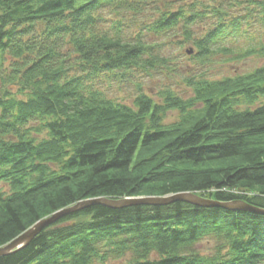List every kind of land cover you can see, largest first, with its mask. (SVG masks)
Returning a JSON list of instances; mask_svg holds the SVG:
<instances>
[{"label": "trees", "instance_id": "obj_1", "mask_svg": "<svg viewBox=\"0 0 264 264\" xmlns=\"http://www.w3.org/2000/svg\"><path fill=\"white\" fill-rule=\"evenodd\" d=\"M182 1L0 0V248L99 199L192 193L264 210V67L221 79L195 69L183 80L184 95L163 87L155 99L138 85L131 104L109 96L114 78L170 66L163 44L147 41L144 30L158 37L178 28L177 44L191 41L189 61L202 69L264 57V45H248L246 17L228 20L229 10L252 3L264 24V0L177 7ZM157 2L170 9L139 33L120 22L105 28V10ZM209 14L218 23L195 35L192 26ZM172 111L178 121L165 124ZM204 242L210 253L200 251ZM114 263L264 264V215L184 202L94 204L0 257V264Z\"/></svg>", "mask_w": 264, "mask_h": 264}, {"label": "rangeland", "instance_id": "obj_2", "mask_svg": "<svg viewBox=\"0 0 264 264\" xmlns=\"http://www.w3.org/2000/svg\"><path fill=\"white\" fill-rule=\"evenodd\" d=\"M190 0L182 1L177 3L178 5H183L184 3H188ZM263 1V0H262ZM171 4H165L161 2H157L154 4H150L147 7H142L139 11H132L131 9H122L120 12L113 13L104 11L103 17L107 18L109 22L105 25V28L112 26L111 22L114 24L120 22L124 27L125 32L129 34H136L139 31L143 30L145 26L152 23L154 19H156L159 15V12L166 11L170 9ZM175 6V5H173ZM239 9L229 10L228 15L229 21H233V19L241 18L240 15L246 17V20L242 21V30L247 32L252 39H248L251 43L248 44L246 40L242 39L238 42L239 47H245L247 44L252 46L264 45V24L261 21V15L259 12L261 10L258 5L252 3H243L240 5ZM218 23L217 17L213 14H209L202 20H198V23L192 26L195 35H200L204 33L207 29L211 28V26L216 25ZM145 32V37L147 41L153 43H162L164 48L163 55H170L172 57V62L170 66H161L158 70L151 72V76H148L145 73L138 72L134 73L132 76H127L123 79V82H120L116 78L112 79V85L109 86L108 92L109 96L113 99H117L118 101L132 103L134 96L137 94V86L143 85V90L148 93H152L153 98L157 99L158 91L163 87H169L171 90L176 91L179 94L184 95L187 91L184 85V78L186 76H190L193 70L198 69L199 72L207 71V76L213 79H221L223 77H232L234 75H243L246 73H250L256 68L264 67V57L257 58L251 57L246 59L244 62H236L231 64H215L210 69H202L201 66L192 64L189 61V57L193 54L194 49L191 41H185L182 45H178L177 41L180 39V30L176 28V30L171 31L167 35L163 36H153L152 34ZM179 34L178 37L175 35ZM177 44V45H176ZM6 63L4 66H7L10 59L7 57ZM219 62V61H217ZM170 67V69H168ZM186 69V70H185ZM173 70V71H172ZM196 71V70H195ZM180 72V74L178 73ZM2 82L0 80V96H2V92L4 87L1 86ZM109 84H106L108 86ZM8 89L14 93L17 98L22 99L23 96L18 92V87L13 86V89ZM179 117V113L176 111L167 112L166 118L163 120L165 124H173L177 122ZM210 244H206L204 242L203 245H200V251L203 253H210ZM119 264V263H114Z\"/></svg>", "mask_w": 264, "mask_h": 264}, {"label": "water", "instance_id": "obj_3", "mask_svg": "<svg viewBox=\"0 0 264 264\" xmlns=\"http://www.w3.org/2000/svg\"><path fill=\"white\" fill-rule=\"evenodd\" d=\"M174 202H184L188 204H192L198 207H219L225 210L230 211H245V212H252L257 214L264 215V210L259 208H255L245 202L242 201H234L229 203H216L211 200L203 199L196 194L192 193H179L173 196H168L164 198H157V197H149V198H134V199H125L123 201H109L104 199L94 200V201H87L79 203L77 206L72 207L71 209L65 210L63 212L53 215L52 217L40 221L26 233L15 239L6 247L0 248V257L8 256L12 253H15L27 245L41 232L43 229L47 228L48 226L54 224L59 218H61L64 214L71 213L78 211L84 207H88L94 204H102L111 208H123L124 206L130 205H166L171 204Z\"/></svg>", "mask_w": 264, "mask_h": 264}]
</instances>
